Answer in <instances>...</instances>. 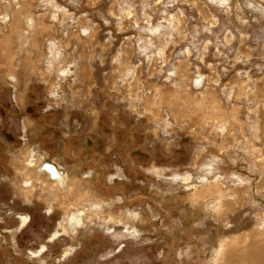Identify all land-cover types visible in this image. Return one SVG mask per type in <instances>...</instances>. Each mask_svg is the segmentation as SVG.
Listing matches in <instances>:
<instances>
[{
  "label": "rangeland",
  "instance_id": "1",
  "mask_svg": "<svg viewBox=\"0 0 264 264\" xmlns=\"http://www.w3.org/2000/svg\"><path fill=\"white\" fill-rule=\"evenodd\" d=\"M0 264H264V0H0Z\"/></svg>",
  "mask_w": 264,
  "mask_h": 264
},
{
  "label": "bare ground",
  "instance_id": "2",
  "mask_svg": "<svg viewBox=\"0 0 264 264\" xmlns=\"http://www.w3.org/2000/svg\"><path fill=\"white\" fill-rule=\"evenodd\" d=\"M48 172H51L53 174V177H56V167L54 165H48L46 168H44Z\"/></svg>",
  "mask_w": 264,
  "mask_h": 264
},
{
  "label": "flooded vegetation",
  "instance_id": "3",
  "mask_svg": "<svg viewBox=\"0 0 264 264\" xmlns=\"http://www.w3.org/2000/svg\"><path fill=\"white\" fill-rule=\"evenodd\" d=\"M43 165H45L44 163H43ZM48 165H52V164H46V166H48ZM46 166H44L43 167V169L44 168H46ZM45 170V169H44ZM47 171V170H46ZM48 172V171H47ZM48 174L50 175V176H52L53 177V174L51 173V172H48ZM56 177H55V179L58 177L59 178V176H60V174H61V172L58 170V168H56Z\"/></svg>",
  "mask_w": 264,
  "mask_h": 264
}]
</instances>
